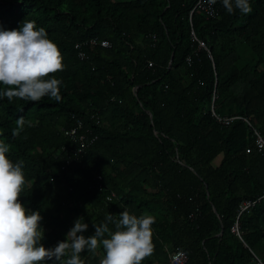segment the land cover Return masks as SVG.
Wrapping results in <instances>:
<instances>
[{
	"label": "trees",
	"instance_id": "1",
	"mask_svg": "<svg viewBox=\"0 0 264 264\" xmlns=\"http://www.w3.org/2000/svg\"><path fill=\"white\" fill-rule=\"evenodd\" d=\"M196 2L0 0V29L34 20L66 65L56 74L62 102L0 98V140L23 162L20 202L43 217L46 248L80 217L87 238L126 210L155 217L142 264H168L178 250L185 264H258L248 247L264 262V155L252 133L264 135V0H250L246 15L217 0L218 19ZM78 136L82 156L61 168L57 151L70 153ZM243 201L253 204L239 213ZM236 219L248 247L231 231Z\"/></svg>",
	"mask_w": 264,
	"mask_h": 264
},
{
	"label": "clouds",
	"instance_id": "2",
	"mask_svg": "<svg viewBox=\"0 0 264 264\" xmlns=\"http://www.w3.org/2000/svg\"><path fill=\"white\" fill-rule=\"evenodd\" d=\"M216 2L208 0L209 5ZM221 3L228 14H235L238 10L246 15L252 11L250 0H221ZM214 9L219 11V8ZM219 13L216 11V19L220 18ZM203 15L206 19H214ZM65 68L58 46L48 38L43 27H37L34 20H25L19 29H0V84L6 86L0 91V98L6 97L9 103L14 98L39 103L45 97L62 102V80L56 74ZM237 118L250 125L246 117ZM15 123L17 127L12 130L13 137L23 131L25 119L20 117ZM252 133L257 152L264 155L255 142L257 135L262 138L264 135L255 129ZM10 148L8 143L0 140V264H47L48 261L52 264H85L81 253L95 254L101 248L104 255L99 264H142L153 254L152 225L155 217L137 216L126 210L119 214L118 219L108 213L103 223L94 225V235L87 238L80 234L88 228L80 217L74 221L64 241L58 242L54 248H46L41 243L44 238L40 223L43 217L38 211L26 209L20 202L28 181L23 162L14 163L8 158ZM235 223L237 219L232 226ZM109 224L114 225V231ZM237 229L239 231L238 224ZM239 239L244 243L241 236ZM248 250L257 263L259 260L264 264L249 247Z\"/></svg>",
	"mask_w": 264,
	"mask_h": 264
},
{
	"label": "built area",
	"instance_id": "3",
	"mask_svg": "<svg viewBox=\"0 0 264 264\" xmlns=\"http://www.w3.org/2000/svg\"><path fill=\"white\" fill-rule=\"evenodd\" d=\"M194 8H200V9L204 10L206 13V16L209 18H213L216 15V10L214 9V5H209L208 0H197L193 9ZM192 10H191V12H192ZM199 45L202 46L203 44L199 43ZM187 61H188V59H187ZM66 132H67L66 133L67 135L74 136V135H76L77 131L75 128H71L69 131H66ZM78 141H79V145L76 148L71 149L70 153H68L67 150H64V149L57 151V154H61L62 152H64V155H63L64 164L61 166V168H64V166L72 164L75 160L78 159L79 156L80 157L82 156L83 150L86 147L88 142H84L83 136H78ZM255 142H256L259 150L262 153H264V138H262L260 135H257ZM79 160H80V158H79ZM111 195L113 196V193H111ZM252 203H253L252 201H247V202L243 203L239 209V213L242 212L243 210H245L250 205H252ZM231 230L240 238V234H239V231L237 229L236 223L234 224V226L231 227ZM185 262H186L185 253L183 251L178 250L174 254H172L168 264H185ZM258 263L263 264L259 260H258Z\"/></svg>",
	"mask_w": 264,
	"mask_h": 264
},
{
	"label": "crops",
	"instance_id": "4",
	"mask_svg": "<svg viewBox=\"0 0 264 264\" xmlns=\"http://www.w3.org/2000/svg\"><path fill=\"white\" fill-rule=\"evenodd\" d=\"M245 246H247V244L244 242L243 243ZM248 247V246H247ZM254 247H257V245H255ZM254 250V249H253ZM254 254L256 255V256H258V255H260V254H258L255 250H254Z\"/></svg>",
	"mask_w": 264,
	"mask_h": 264
},
{
	"label": "rangeland",
	"instance_id": "5",
	"mask_svg": "<svg viewBox=\"0 0 264 264\" xmlns=\"http://www.w3.org/2000/svg\"><path fill=\"white\" fill-rule=\"evenodd\" d=\"M5 6V4H2V5H0V8H2V7H4ZM256 252L258 253V254H260L261 255V253H262V251H258V250H256Z\"/></svg>",
	"mask_w": 264,
	"mask_h": 264
}]
</instances>
